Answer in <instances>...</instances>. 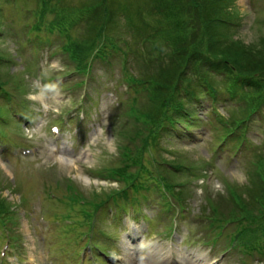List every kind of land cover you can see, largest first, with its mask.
<instances>
[{
  "label": "rangeland",
  "instance_id": "rangeland-1",
  "mask_svg": "<svg viewBox=\"0 0 264 264\" xmlns=\"http://www.w3.org/2000/svg\"><path fill=\"white\" fill-rule=\"evenodd\" d=\"M196 1L0 0V264H76L93 238L94 264H151L149 250L127 262L123 242L133 224L138 237L172 246L177 258L195 251L207 264H264V105L252 114L264 101V0H210V15L229 23L214 38L210 29L209 43L197 21L208 10ZM229 54L253 58L244 66L253 70L210 68ZM186 75L190 87L211 81L220 96L210 111L199 108L192 131L175 136L162 124L170 123L168 99L181 98L173 88L189 86ZM247 75L256 86L240 84ZM235 80L232 97L226 87ZM187 100L189 114L196 107ZM231 132L234 140L221 143ZM125 152L144 164L138 189L96 178L109 167L139 172ZM53 171L62 184L49 186ZM72 181L85 201L128 189L129 213L101 206L96 236L91 227V240L81 238L76 221L65 225L84 208L70 199ZM135 199L141 209L133 211ZM240 216L246 222L228 219ZM253 216L262 218L256 228L247 222ZM245 230L261 245L244 237L245 250L232 247Z\"/></svg>",
  "mask_w": 264,
  "mask_h": 264
},
{
  "label": "trees",
  "instance_id": "trees-1",
  "mask_svg": "<svg viewBox=\"0 0 264 264\" xmlns=\"http://www.w3.org/2000/svg\"><path fill=\"white\" fill-rule=\"evenodd\" d=\"M210 0H199V2L201 3V5L204 7V8H206L208 11L205 13V14H207L206 15V18L204 17H202V18H198V22H199V20H200V24L201 23H204L207 27H208V34H206V41L209 43V42H212L213 41V39L210 37V29H211V31H213V38H214V36H216L217 37V35L215 34V32L217 33L218 31H219V28H217V27H219L220 25H224L225 23H229L228 22V20H226L225 18H223L222 17V15L221 14H218V15H210V2H209ZM218 2V1H217ZM192 5H195V6H198V4H197V1L196 0H192ZM198 15H196V17H197ZM53 24L55 23V21L54 22H52ZM199 24V25H200ZM36 28V26L34 27V29ZM200 30H201V34H202V36H203V34L205 35V33L203 32V30L200 28ZM208 35V36H207ZM167 46H169L170 44H169V39H168V41H167V44H166ZM71 49H73V48H71ZM196 52H198L199 53V49L198 50H196ZM213 54H215V52L213 51ZM221 55H223L224 56V54H221ZM77 56H78V54H77ZM79 57V56H78ZM79 61H80V64H78L77 66H80V67H82V68H84L85 66H84V64H83V60L82 59H78ZM253 60V58H248L247 60L245 59V57L244 56H242V55H240V54H238V55H235V56H233V55H230L229 54V56L228 57H220L219 59H217V63L216 62H214V61H212V60H210V64H211V67L213 68V71H216V72H219V73H223V72H221V70L224 68V67H222V66H226V64H231L233 67H235L236 69H238L239 71H242L240 68H242L243 70H245V71H249V70H253V66L251 67L250 66V68H245L244 66H245V63H248V62H250V61H252ZM220 62H222L223 64H221ZM240 67V68H239ZM259 68V65L258 66H256V68L254 69L255 71L257 70ZM186 69H188L189 70V68H188V66H187V68ZM262 69H264V66H262ZM222 71H224V70H222ZM251 76H249V75H247L246 77H242L241 78V80H240V84L242 85V84H244L245 82H247L248 84L247 85H251V84H253V85H257L256 83H254V82H252V79L250 78ZM184 78L186 79V80H188L189 79V77L186 75V76H184ZM187 83H189V86H188V90L190 91L189 93L190 94H192L193 93V95H195V96H198V92H197V90L195 91V89H194V87L192 86V87H190L191 86V80H188V82H186V84ZM234 83L236 84V85H240L239 83H238V81H234ZM165 85H167V83L165 84ZM178 87H179V85L178 86H175L174 88H173V90L175 91V92H177V93H179L180 94V91H179V89H178ZM212 87H214V88H216L215 86H212ZM215 91V90H214ZM199 93H201V95L200 96H198V97H201L202 96V93H203V91L200 89V91H199ZM208 97V94L207 95H205V96H202L201 98H199V100H200V102H203L204 101V99H206ZM261 101V103L259 102V105H262V104H264V101H262V100H260ZM182 102H184V100H181L180 98H178V102L176 101L175 102V98H170V99H168V106L172 103V107H171V109H168V110H170V112L168 113V118H167V121H170V124H172V122H174L175 120H177V121H180L182 118H184V117H187L185 114L187 113L188 114V112H187V110H185L184 108H183V106H182ZM190 117V113L188 114V117L187 118H189ZM252 219L254 220V221H256V222H261L262 221V218L260 217H255V216H253L252 217ZM264 219V218H263ZM260 225H264L263 223H261Z\"/></svg>",
  "mask_w": 264,
  "mask_h": 264
},
{
  "label": "bare ground",
  "instance_id": "bare-ground-1",
  "mask_svg": "<svg viewBox=\"0 0 264 264\" xmlns=\"http://www.w3.org/2000/svg\"><path fill=\"white\" fill-rule=\"evenodd\" d=\"M62 163H67L68 160L64 159L61 160ZM52 176H55L56 178L58 177V173L56 171L52 172ZM136 231V229H133ZM125 235L124 240L127 241L123 242L124 246L125 244H129L125 250L130 249L131 251H125V253H129L128 255V263L135 262L137 260L138 252L139 250L142 252L144 248L147 246L142 245L140 246L139 243H134L133 238L129 236V238L126 237ZM132 236H135V233L132 231ZM149 245V250L150 254H147L148 256H151V264H197L198 256L193 255L192 253H184L181 255L178 259H172L173 258V251L171 249H164V246L162 245H153V244H148ZM134 250V251H133ZM130 258V259H129ZM206 261V260H205ZM207 264V263H204Z\"/></svg>",
  "mask_w": 264,
  "mask_h": 264
}]
</instances>
